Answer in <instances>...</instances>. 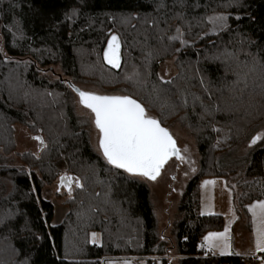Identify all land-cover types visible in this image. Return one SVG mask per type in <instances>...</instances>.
Listing matches in <instances>:
<instances>
[{
  "label": "trees",
  "instance_id": "trees-1",
  "mask_svg": "<svg viewBox=\"0 0 264 264\" xmlns=\"http://www.w3.org/2000/svg\"><path fill=\"white\" fill-rule=\"evenodd\" d=\"M157 2L0 0V36L4 37L0 43L13 61H22L5 65L0 55V215L5 211L12 213L8 223L0 226L3 264H17L24 259L28 264H101L109 259L145 260L147 264H260L251 257L200 256L203 236L223 228L220 215H200V183L205 177L230 180L238 219L247 214L249 203L264 199V147L258 144L251 151L243 172L221 170L218 164L219 154L246 141L252 130L264 122V115L253 119L246 117L243 109L232 114L218 113L213 120L221 129L217 133L208 126L211 118L201 121L193 114V108L197 113L200 111L195 96L202 97L205 103L209 101L192 68L199 59L206 73L205 84L211 81L214 92L219 83L217 77L223 72L217 71V65L204 62V56L214 51L213 41L227 40L228 36H214L209 32L203 40L196 39L192 47L177 53L179 41L169 43L165 39L159 44L152 39L158 29L149 28L143 22L145 17L163 19L165 12L172 16L180 11L173 6V0H165L168 7L157 13ZM193 2L188 0L189 4ZM199 2L201 8L185 10L188 19L203 14L205 6L211 3L209 13L215 9L217 13L230 14L233 29L264 47V0H239L238 4L234 0ZM73 8L78 15L69 18L66 14ZM129 14H139L141 19L121 24L120 17ZM237 15L240 20L235 19ZM169 23L170 35L176 34V26L185 24L176 19ZM5 25L12 32L22 30L26 38L13 39ZM202 27L192 28L191 35L187 36L190 43L197 33L203 35ZM210 28L211 25H206V29ZM182 31H186V26ZM109 32L119 34L122 39L118 69L103 61ZM239 39L237 36L236 41ZM257 44L245 43L244 47L257 51ZM149 51H152L151 58L147 57ZM170 60H174L177 74L171 84H162L159 69ZM43 67L59 69V79L51 81L43 77ZM133 72L140 73L139 83L135 77L127 78ZM77 83L92 84L108 93L131 95L143 101L164 126L171 128L180 124L194 136L201 157L200 171L183 193L179 204L181 218L173 227L172 239L159 232L149 188L138 178L106 170L109 166L93 150L88 124L77 115L75 93L68 86L78 87ZM153 85L168 91L151 101ZM182 99L187 100V108L179 106ZM256 102L264 103V99L256 96ZM165 103L178 107L170 112L166 107L161 108ZM18 125L44 137L47 148L38 155L39 159L31 153L17 152ZM65 172L79 177L85 190L75 188L73 198L65 204L70 209L67 217L54 226L55 207L44 198L43 192ZM93 208L99 211H92ZM92 231L101 234L99 245L88 242ZM69 242L73 247H69ZM12 248L19 250L20 255L13 253Z\"/></svg>",
  "mask_w": 264,
  "mask_h": 264
},
{
  "label": "snow or ice",
  "instance_id": "snow-or-ice-1",
  "mask_svg": "<svg viewBox=\"0 0 264 264\" xmlns=\"http://www.w3.org/2000/svg\"><path fill=\"white\" fill-rule=\"evenodd\" d=\"M234 3L238 4L239 0H234ZM173 6L178 7L180 11L175 12L172 16H168L165 12L163 13V19L158 17H153L150 20L147 17L143 19V22L149 28L158 29V34L152 39H155L159 44L164 43L165 39L169 43L179 41L180 47L175 48V51L179 53L184 48L192 47L196 39L203 40L204 36L209 35V32L214 36H221L222 34H227L228 36L227 40L213 41L212 48L214 51H212L211 55L204 56V62L217 65V71L223 72V75L217 77L219 83L218 86H215L214 92L212 91L211 81L207 85L205 84L206 73L202 71L199 59L196 60V66L192 68L194 77H199V84L209 101V103H205L202 97L195 96L194 99L199 102L200 111L197 113L195 108H193V114L201 121L211 118L208 120V126L211 127L213 132L217 133L221 129L216 126V123H213V120L218 113L232 114L238 113L243 109L246 117L255 119L264 115V103L258 104L256 102V96L264 99V47H260L256 41L248 40L237 29H233L229 23L230 14L217 13L215 9L209 13L208 8L211 7V3L205 6L203 14L193 15L191 19H188L185 15V10L189 7L192 9L201 8L202 5L199 0H194L191 4L188 3V0H173ZM167 7L165 0H159V2L155 3V11L157 13H162ZM66 15L71 18L77 16L78 12L73 8ZM133 19L140 20L141 17L139 14L121 16L120 23L130 24ZM173 19L183 21L185 24L176 26L174 29L176 34L170 35L169 30L172 25L169 21ZM235 19L240 20L241 17L237 15ZM161 24L164 25L163 28H161ZM206 25H211V28L206 29ZM131 26L133 28L136 27L135 24ZM185 26L186 31H182V27ZM201 26H204L202 27L203 35L197 33L196 38L190 43L187 36L191 35L192 28ZM5 28L11 32L15 40L26 38L24 32L20 29L12 32L7 25H5ZM237 36H240L239 41H236ZM3 39L4 37L0 36V41H3ZM147 39L148 37L145 36V40ZM245 43L249 45L257 44L258 50L245 49ZM121 47V36L117 33L109 32L106 47L103 49V61L112 68L118 69L121 66ZM165 51H167V48H165ZM0 55L4 57L2 63L5 65L13 62L16 64L22 63V61H13L8 56L3 43H0ZM151 56L152 51H149L147 57L151 58ZM242 56L243 59L241 58ZM139 76V72H133L127 78L131 80L135 77L137 78V83H139ZM5 79L8 80L10 77ZM159 79L162 84H171L173 82L172 80H165L162 76ZM68 86L78 96V104L87 110L88 119L83 121V123L87 124L90 122L92 125L96 150L100 158L109 166L106 170H116V174H127V176L132 178L156 181L170 161L194 164L190 156L186 155L189 151L188 148L184 147L182 149L177 145V141L169 128L163 125L161 119L151 114L150 109L143 101L133 98L131 95L99 94L94 91L81 90L72 84ZM167 91V89H163L158 85H153L150 94L151 101L159 99L160 94ZM48 95L52 94L48 93ZM214 95L215 99H213ZM187 104V100L182 99L179 106L187 108ZM165 107L170 112H175L178 106L168 103L161 105L162 109ZM40 131L42 132L43 129H40ZM64 134L68 135L69 133L65 132ZM32 139L38 143L41 151L47 148L46 141L42 135H34ZM258 144L264 147V131L253 135L248 147L252 148ZM36 158L39 159L40 157L37 155ZM191 171L195 172L196 169L192 167ZM93 174L95 175V172ZM185 175L187 176L188 173L185 172ZM172 179H175V176ZM216 183L215 180H205L200 187L208 189L209 186H215ZM73 185L76 189L85 190V184L79 177L69 176L65 172L59 176L56 190L60 192L66 189L68 199H72ZM35 191L37 190L33 189V192ZM96 195H99V193ZM207 199L211 201V197H207ZM211 207L212 205L209 202L205 209L201 210L200 215H205V210H207L208 215H213ZM247 210L251 214L255 252L264 253V199H258L256 202L250 203L247 205ZM92 211H99V209L93 208ZM78 215L83 216L85 214L78 213ZM11 217L12 213L8 211L0 215V226L6 225ZM161 238L163 239V237ZM100 241V234L92 231L88 242L93 245H99ZM199 247L206 250L205 255L209 253L212 255L219 253L221 256L241 255V253L232 251L230 229L227 225L223 231H209L203 236ZM12 252L17 256L20 255L19 250L15 248H12ZM255 252H248L244 255L254 257ZM0 264H3V262H0ZM17 264H28V261L26 259L19 260ZM101 264H116V262L109 260L101 262ZM124 264H129V262L125 261ZM260 264H264V258L260 260Z\"/></svg>",
  "mask_w": 264,
  "mask_h": 264
},
{
  "label": "rangeland",
  "instance_id": "rangeland-1",
  "mask_svg": "<svg viewBox=\"0 0 264 264\" xmlns=\"http://www.w3.org/2000/svg\"><path fill=\"white\" fill-rule=\"evenodd\" d=\"M41 69V74L46 79L51 81L59 79V69L55 68L54 70H50L48 67H43ZM176 74L177 67L174 63V60L166 61L159 69V75L164 77L165 80H171L174 76H176ZM77 86L81 90L94 91L99 94L118 95L117 93L105 92L104 90H101L99 87H96L92 84L77 83ZM78 99V96L76 94H73L76 113L81 119L87 120V110L83 109L78 104ZM87 124L91 146L93 150L98 153L95 147V134L92 131V125L90 122ZM169 130L172 132L179 147H181L182 149L184 147L188 148L189 151L188 153H186V155L190 156L191 160L194 161V164L190 165L189 163L170 161L169 164L165 166V170L162 172V175L158 177L156 181H147L140 178L138 179L142 183H144L150 190V201L158 220L159 232H163L166 237L172 239L173 227L181 218V213L179 211L181 198L189 181L200 171L201 157L199 155L194 136L186 128H184L180 124H176L169 128ZM262 131H264V122L256 126L252 130L251 135L248 137V139L241 143L239 146L230 151L219 154V168L226 171L233 170L239 173L243 172L250 159L251 151L256 146H258L256 145L252 148H249L248 143L253 135ZM37 134L41 135L40 133L31 131L24 125L16 126L15 139L17 152L39 155L41 153V150L38 147V143L32 139V136ZM192 167L196 169L195 172L191 171ZM185 172L188 173L187 176L185 175ZM173 176H175V179H172ZM205 180H215L217 183L215 184V186H209L208 189L200 187V211L202 209H205V206L210 202L212 205L211 212L213 213V215H220L223 218V228H221L220 230L212 231H223L226 225L229 226L232 251L241 253V255H239L241 257H251L252 259L260 262V258H264V253L255 252L254 237L252 235L251 214L247 211L246 215L238 219V216L235 212L233 189L230 186V180L227 181L225 177H205L201 180L200 185ZM58 182L59 179L56 180L52 185L47 186L43 192L44 198L51 201L55 207V217L53 221L54 226L61 224L70 211V209L65 206L66 202L69 200L67 196V190L64 189L58 192L56 190ZM73 188L75 191L74 185ZM207 197H211V201H209ZM256 201H253L251 203H254ZM205 215H208L207 210H205ZM100 238L102 239L101 234ZM69 247H73V244L70 242ZM248 252H255L254 257L251 255H244ZM216 255H219V253H217ZM109 260L115 261L116 264H124L125 261H128L129 264H147L145 260ZM174 261L176 263V260Z\"/></svg>",
  "mask_w": 264,
  "mask_h": 264
},
{
  "label": "built area",
  "instance_id": "built-area-1",
  "mask_svg": "<svg viewBox=\"0 0 264 264\" xmlns=\"http://www.w3.org/2000/svg\"><path fill=\"white\" fill-rule=\"evenodd\" d=\"M205 251L206 250H203V249L200 248V256L205 257V258L212 256V254H210V253L205 255ZM260 259H262V258H260Z\"/></svg>",
  "mask_w": 264,
  "mask_h": 264
},
{
  "label": "crops",
  "instance_id": "crops-1",
  "mask_svg": "<svg viewBox=\"0 0 264 264\" xmlns=\"http://www.w3.org/2000/svg\"><path fill=\"white\" fill-rule=\"evenodd\" d=\"M208 216V215H207ZM219 256V255H218ZM226 256V255H225Z\"/></svg>",
  "mask_w": 264,
  "mask_h": 264
}]
</instances>
